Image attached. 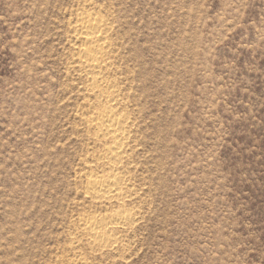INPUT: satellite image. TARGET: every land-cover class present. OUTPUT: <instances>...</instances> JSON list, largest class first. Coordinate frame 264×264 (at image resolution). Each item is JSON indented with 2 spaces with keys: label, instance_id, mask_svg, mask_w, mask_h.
<instances>
[{
  "label": "rangeland",
  "instance_id": "1",
  "mask_svg": "<svg viewBox=\"0 0 264 264\" xmlns=\"http://www.w3.org/2000/svg\"><path fill=\"white\" fill-rule=\"evenodd\" d=\"M81 1L0 0V264H264V0H96L131 93L140 211L104 255L71 245L106 207L83 197L95 147L66 69Z\"/></svg>",
  "mask_w": 264,
  "mask_h": 264
},
{
  "label": "bare ground",
  "instance_id": "2",
  "mask_svg": "<svg viewBox=\"0 0 264 264\" xmlns=\"http://www.w3.org/2000/svg\"><path fill=\"white\" fill-rule=\"evenodd\" d=\"M68 24L69 44L74 53L66 69L76 72L83 82L81 92L86 109L83 124L87 140L95 147L88 153L89 159L82 161L86 169L80 175L85 182L83 197L106 206L104 212L80 216L78 235L71 245L74 248L86 244L101 255L119 253L124 233L135 228L140 211L128 205L138 193L130 170L135 123L128 110L131 93L123 92L117 78V49L112 40L115 20L112 15L102 13L96 0H83L71 13ZM86 262L79 254L69 264Z\"/></svg>",
  "mask_w": 264,
  "mask_h": 264
}]
</instances>
